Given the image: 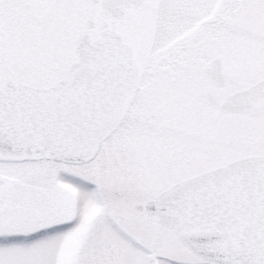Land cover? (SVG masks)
<instances>
[{"label":"snow or ice","instance_id":"snow-or-ice-1","mask_svg":"<svg viewBox=\"0 0 264 264\" xmlns=\"http://www.w3.org/2000/svg\"><path fill=\"white\" fill-rule=\"evenodd\" d=\"M0 264H264V0H0Z\"/></svg>","mask_w":264,"mask_h":264}]
</instances>
